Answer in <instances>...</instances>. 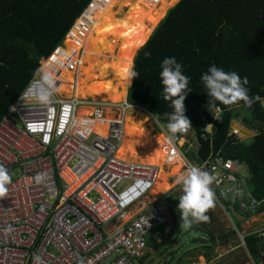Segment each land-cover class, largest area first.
I'll return each instance as SVG.
<instances>
[{
  "label": "built area",
  "instance_id": "built-area-1",
  "mask_svg": "<svg viewBox=\"0 0 264 264\" xmlns=\"http://www.w3.org/2000/svg\"><path fill=\"white\" fill-rule=\"evenodd\" d=\"M96 8L93 0L80 20L89 22ZM81 57L72 50L45 67L55 76L56 86L62 70L79 73ZM41 68L0 120V165L11 175L8 192L0 199V264H33V254L46 264L139 263L148 253V235L159 228L163 234L171 229L165 209L142 203L154 188L158 169L118 159L127 114L110 122L101 134L91 130L107 119L100 103L76 98L74 89L70 98L55 92L50 103L38 102ZM253 102L264 108L263 98L255 96ZM124 105L129 107L125 101L121 114L126 113ZM90 109L89 115L79 117ZM204 109L214 123L221 121L220 107L207 104ZM237 126L243 127L241 122ZM158 127L168 147L183 158L185 169L196 166L213 176L211 187L219 204L230 191L242 211H255L258 204L247 190L250 176L245 163L226 158L221 149L199 161L194 156L200 142L193 128L169 140L172 134ZM212 128L204 131L211 133ZM205 132L202 137L207 140ZM230 136L240 140L241 130L232 128ZM226 184L231 185L229 190L224 189Z\"/></svg>",
  "mask_w": 264,
  "mask_h": 264
},
{
  "label": "trees",
  "instance_id": "trees-1",
  "mask_svg": "<svg viewBox=\"0 0 264 264\" xmlns=\"http://www.w3.org/2000/svg\"><path fill=\"white\" fill-rule=\"evenodd\" d=\"M91 1L0 0V120L38 74L41 58L44 57L47 60L61 46L74 22ZM153 1L96 0L97 11L90 21L80 20L76 23L74 31L71 30L65 40L64 51L61 54L55 53L53 56L56 59L52 56L48 61L55 63L61 56L68 57L72 50L82 54L81 59L88 57L89 61L80 63L79 66L83 68V65H88L81 75L78 73L81 78L87 76L82 86L76 91L78 99L85 101L91 99L94 102L100 100L101 103L112 104L102 96H108L112 92L111 100H114V95L120 89L118 100L121 105L125 102L124 87L130 82L128 72L132 67V59L124 61V56H121L124 53L121 52L122 49L119 50L121 46L113 45V42L119 30L126 34V37L128 33L131 36L135 34L133 30L135 14L144 16L151 10ZM117 2L127 4L126 13L119 19L116 16L121 10L113 13L115 7L113 5ZM165 5L163 4L161 9ZM159 21L151 27L155 28ZM71 37L74 38V42L70 41ZM133 41L134 36L130 37L128 42L134 45ZM95 53L99 55L94 59ZM115 53L118 55L114 56ZM109 55L112 59L110 58L107 64L102 63ZM172 57L182 65V73L190 78L188 88L191 92L187 94L184 104L185 115L190 120L200 142L198 155L194 157L202 161L212 152L221 149L226 158L238 159L245 163L250 176L248 182L250 196L259 204L254 214H264V108L258 103H252L250 107H246L242 101L239 102V106H225L216 102L215 105L223 110V114L221 121L214 123L204 109V106L209 104V97L201 79L202 75L215 65L226 72H236L242 80L247 77L249 81L247 87L252 99L255 95L262 93L264 89V0H180L175 8L169 10L166 18L152 33L147 43L137 52L132 71L137 72L138 75L131 80L127 91V102L151 116L153 113L159 114L161 118L155 120L167 133H169L166 127L168 121L164 119L163 114L171 113L174 109L169 101L163 99L160 72L163 60ZM94 60H96L95 63ZM120 62H126V66L119 65ZM90 65L96 66L101 72L99 74L101 79L97 82L105 85L106 90L94 91L90 87L88 82L97 72L96 67L90 68ZM63 73L72 74L65 71ZM123 82H125L124 85ZM84 95L86 97L94 95L95 98L87 100L83 98ZM234 121H241L248 130L256 132L257 135L249 143L234 140L230 136ZM207 124L213 125L211 133L204 131ZM238 128L240 126L235 125L234 129ZM155 132L159 133L158 127ZM204 132L207 140L202 137ZM192 154H188V157L194 159ZM166 184L169 185L168 182ZM168 199H171L168 202L173 205L179 203L173 197ZM221 202L226 211L230 212L232 207L246 219L250 218V213L242 211L237 201L231 204L226 200ZM169 210L173 211V208L169 206ZM191 231L203 232L196 226H192ZM238 232L236 228L219 237L208 232L211 243H198L192 253L194 260L189 259L184 262V259L191 257L189 253L185 252L184 256H188L181 258L177 257L175 250L172 260L191 264L198 261L196 259L198 256H203L210 264H224L222 260L211 263L216 257L213 251L219 238L226 240L223 243L225 245ZM244 242L253 261L259 264L261 251L264 248V237L261 233H249L244 235ZM147 258L148 255L138 261L143 264Z\"/></svg>",
  "mask_w": 264,
  "mask_h": 264
},
{
  "label": "rangeland",
  "instance_id": "rangeland-1",
  "mask_svg": "<svg viewBox=\"0 0 264 264\" xmlns=\"http://www.w3.org/2000/svg\"><path fill=\"white\" fill-rule=\"evenodd\" d=\"M179 1L180 0H171V1L154 0L152 2L151 10L146 12L144 14V16H137L138 14H135V16H136L134 18L135 22H133V24L135 23L134 27H133V30L135 31V34L133 35L134 41H135V42L133 41V43H135L134 45H132V42H128L129 38L133 37V36L129 35V33H128L127 34L128 37H126L125 36L126 34H124L121 30L117 31L116 38L113 42L114 43L113 45H118L119 47L125 46L124 48L120 47V49H119L120 51L122 49L121 52L124 53V55H121V56H124V58H123V59H125L124 61H127V59H130V60L132 59V61H133L134 57L136 56V52L147 43L148 39L152 35V32H154V30L157 28V26L160 25L161 22L166 18L169 10H171L177 6V3H179ZM163 4H166V5L163 9H161V7H163ZM113 6H115L113 8V13L119 12L118 10H121L120 14L118 16H116V18L119 19V18L123 17V15L127 11L126 10L127 4H125V3L122 4V3L117 2ZM152 9H160V10L155 11ZM148 14H150V16H147ZM150 19H152V20H150ZM158 21H159V23L155 25V28L151 27V25L155 24ZM72 31H74V28L72 29ZM130 34H132V32ZM70 41L74 42V38L72 39V37H71ZM64 43H65V41H64ZM116 48H118V47H116ZM64 49H65V45H64V48L61 52L58 51L56 53L61 54L64 51ZM81 53H82V51H81ZM53 55L55 56V53ZM98 55H99L98 53H95L93 55V58L94 59L98 58ZM111 55H109L108 57L106 56V58L102 61V63L107 64L108 61L110 60V58L112 59ZM117 55L118 54H116V53L114 54V56H117ZM87 58L86 59H80V63L89 61V60H87ZM91 58H90V61H91ZM43 62L45 64L47 63V61H43ZM95 62H96V60H94V63ZM44 63H42V64H44ZM52 64H54V63H52ZM119 65L124 67V66H126V62H120ZM87 66L88 65H83L82 66L83 68H79V70H80L79 75H81L83 73L82 71ZM42 67H44V65H42ZM92 67H96V66L90 65V68H92ZM96 71H97L96 74L94 75V77L93 76L91 77V80L88 83L91 85L90 87H92V90L101 92V91H104L106 89L104 88L105 85H102V84L97 82L98 80L101 79L99 77V74L101 72L99 71V69L97 67H96ZM63 72H64V70H62L60 72V75L56 77V79L58 81H60V83L58 85L59 86H69L71 90L74 87L73 89L75 90V92L78 91L80 86H82V85H73L72 81H74V79L81 78V76H78V73H76V75L73 73L69 75V74L63 73ZM130 82H131V80H130ZM130 82L127 84L126 87H124L126 92H127V89L130 85ZM122 84L124 85L125 82H123ZM90 87L88 88V90L90 89ZM71 90H69V91L71 92ZM57 92L60 93V95H63V92L59 91L58 89H57ZM65 92H68V91H65ZM94 95H95V93H94ZM94 95L90 96V97H88L89 95L87 97L84 95L85 97H83V98L89 100L90 98H95ZM112 97H113L112 92H110V95H108V96H102V98H105V99L107 98V100H106L107 102L115 103L112 101L113 99L111 100ZM89 101H90V103L93 102L92 104H97V102L100 103V107L104 111L106 118L111 119V120H109V123L112 121L120 119L122 116H125V114L127 112H131L133 114H135V111L139 112V113L141 112L143 115L147 116L149 119L148 124H149L150 137L154 138V137L159 135L155 132V129L157 131V127H156L157 124L154 121L153 117H151L148 113L144 112L143 110H139L137 108L133 109L135 107H132V106L130 107V105H128L129 107L127 108L126 105H124L126 113L121 114L120 112L122 110L120 109V107H121L120 100H118L116 98H115V101L116 102L119 101L118 105H116V106H113L110 103H101L100 100H95L97 102H94L93 100L90 99ZM119 110H121V111H119ZM124 120H125V117H124ZM238 129L243 130L242 128H238ZM91 130H95L97 133H99V129L97 127H92ZM106 131H107V129L105 130V132ZM105 132H100V133L104 134ZM243 133H244V135L248 134L246 130H244ZM252 138L253 137H251V138L247 137V139L244 141L246 143H248L252 140ZM162 139L164 141H166L163 136H162ZM167 157L168 156L165 155L162 158V162H164L167 159ZM141 161L147 163V161L144 159V155L141 156ZM125 162H130V161H125ZM163 168H164V170L169 169L166 167H163ZM186 171H187V169H185L183 167L180 172L174 174L172 177H169V179L167 181L169 184L167 191H165L162 195L157 196L154 189H153V191L143 200V202H145L146 200H149V201L151 200V202L148 204H153L156 201L155 205H158L159 207H162L163 209H165V211L169 214V222H171V227H172L171 233H169L165 238H163L161 240V242L158 244H157V240L161 239L163 237L162 228H159V229L151 232L148 235L147 245L150 246L151 249L150 250L148 249V258L144 261L143 264H162L163 261H165V260H169V264H182L181 261L176 262V260H174V261L172 260V256H173L172 253L174 250L177 251V254H176L177 257L186 258L189 255L191 257H188L186 259L194 260V258L192 257V253L194 252L193 250L196 249L194 247H196V245L198 246V242H197L198 238H204L206 240H210L208 232H212V233H214L215 236L219 237L223 233H229L232 230H236V228H238L239 232H241V233L238 232L236 234V236L232 237L231 240H228V244H225V245L223 243H225L226 240L219 238L218 244L216 245V247L213 251V254L218 256L217 259L222 260L224 264H253L252 257L249 255V253L247 252L245 247L242 245V237L241 236L244 235V233L246 231L249 232V231H261V230H263L264 229V221H263L264 214L259 215V216L252 214V215H250L251 218L248 219V222H245V223L241 222V221L234 220V217H232L233 218V220H232L231 215L226 211V208H224L223 205L219 204L215 200V206L206 213V215L209 217V219L205 222H200L198 224L193 225L194 227L195 226L199 227V229H201L203 232H195V231L192 232L191 231L192 227L187 228V229L182 228V227L180 228V224L182 221H181L180 213L178 211V205H173V203H169L168 201L171 199H168V197H173V198H175V200H179L180 196L183 193H182V185L177 184V180ZM126 184L127 183L125 182L124 184L120 185V190L124 189ZM242 190L244 192L246 191L244 186H242ZM244 198H245V196H244ZM169 206H171L173 208V211L169 210ZM252 216H254V217L252 218ZM259 218H261V219H259ZM254 219H259V220H254ZM235 226H236V228H235ZM155 232L158 233V236L155 237V239H154L152 237H153V234ZM194 239H196V240L193 241ZM185 252H188L189 254L187 253L188 255L184 256ZM164 258H167V259L162 260ZM200 261H201L200 264H205V262H203V260H202V257H199L198 262H200ZM184 262H185V260H184ZM184 262H183V264H184ZM198 262L192 263V264H198ZM136 264H140V263L136 262Z\"/></svg>",
  "mask_w": 264,
  "mask_h": 264
},
{
  "label": "clouds",
  "instance_id": "clouds-1",
  "mask_svg": "<svg viewBox=\"0 0 264 264\" xmlns=\"http://www.w3.org/2000/svg\"><path fill=\"white\" fill-rule=\"evenodd\" d=\"M80 17L76 19L73 26L71 27L68 34L66 35L65 39H67V36L71 32V30L74 28L76 23H78V21L80 20ZM64 41L62 42L61 46L58 48L63 47ZM134 59L132 61V67L130 68L128 72V77L130 80H133L138 75L137 72L132 71L133 66H134ZM47 60L45 59L44 61H47ZM42 63H40L41 65L40 68L42 67ZM161 68H162V71L160 72V79H161L162 86H163L162 96L165 101H169L171 103V107L174 109V111H172L171 113L166 112L163 114L164 119L168 121L166 124L167 130L169 133L172 134V136L168 138L169 140H171L172 137L175 136L176 134L178 133L186 134L189 131V129L192 128L190 120L185 115L186 110H185V104H184L187 94L191 92V90L188 88L190 78L185 76L182 73V65L178 63L174 57L165 58L161 64ZM201 79L207 90L206 93L209 97L210 107L215 106L216 102H219L225 106H234V105L239 106V102L241 101L244 102L245 106L250 107L252 103H258L261 106L260 102H253V99L255 96H258L259 98L264 99V89L262 90V93H260V95H255L253 99L250 97L249 88L247 87V85L249 84L247 77L243 78L242 80L241 77L236 72H226L223 69L216 67L215 65L211 66L208 69L207 73L202 75ZM130 85H131V82H130ZM40 86H41V91L36 96L37 101L43 104L50 103L53 94L57 90L55 76L50 71L43 72L41 76ZM125 101H127V92H126ZM127 104L130 105L128 102ZM132 107H135V109L137 108L139 110H142L136 106H132ZM152 116L155 117V118L153 117L155 122H156L155 119L159 120L161 118L160 115L156 113H153ZM238 122H241V121H234L232 128H235V125L237 126ZM158 125L159 124H157V127ZM242 126H243L242 127L243 130H241L242 138L240 140L244 141L247 139V137L251 138L257 135L256 132L248 130L243 124ZM206 127L212 128L213 125L209 124ZM244 130H246L248 134L244 135L243 133ZM160 133L161 132L159 130L158 134ZM213 182H214L213 176L210 173L196 166H190L187 169V171L177 180V184L182 185V193H183L178 200L179 202L178 211L180 213L181 221H182L180 224V228L182 227V228L187 229V228L192 227L194 224L205 222L209 219L206 213L215 206V194L211 187ZM10 183H11V175L9 174L8 169L5 168L3 165H0V199L6 196L8 192L7 185ZM247 190L249 191L248 184H247ZM147 196H145L144 198H146ZM143 200H142V203L146 204L145 202H143ZM235 201H237L238 204H240V200L239 199L234 200V197H233L232 203H234ZM243 201L247 202V199L243 198ZM153 204H156V201ZM146 205H149V204H146ZM247 212H249L250 215L255 213V211L253 213H251L250 211H247ZM228 213L231 215V218L234 217L233 212L231 210ZM171 231H172V227L171 229H169V232L167 234H163V237L167 236L169 233H171ZM244 235L242 236L244 237ZM157 236L158 235H156L155 237ZM243 246L247 250L246 246L245 245ZM262 252L264 253V248L261 251V253ZM146 255H148V253ZM32 260H33V264H46V262L43 260V258L39 254H33ZM185 260H188V259H185ZM263 260H264V257H263ZM214 261H217V260H213L211 263H213ZM205 264H210V263H208L207 261V263ZM253 264H257V263L253 261Z\"/></svg>",
  "mask_w": 264,
  "mask_h": 264
},
{
  "label": "bare ground",
  "instance_id": "bare-ground-1",
  "mask_svg": "<svg viewBox=\"0 0 264 264\" xmlns=\"http://www.w3.org/2000/svg\"><path fill=\"white\" fill-rule=\"evenodd\" d=\"M42 65H44L45 72V67L49 65V61H47L46 64L44 63ZM86 78L87 76L76 80L74 85H81L86 80ZM56 88L59 91H62L63 95L66 98H70V93L72 92L74 87L71 90L69 86L57 85ZM69 90H71V92ZM56 93H58L57 90ZM74 95L76 97L75 90ZM119 95L120 89L116 92L115 98L118 99ZM115 98L113 100V102L115 103H112V105L114 106L118 105V102L115 101ZM91 111V109L89 111L84 110L79 114V117L89 115ZM126 114L127 116L124 122L123 140L122 144L118 147L117 157L122 161H130L133 163L157 167L158 175L157 181L154 186V191L157 196H160L165 191H167L168 185L166 183L169 177H172L174 174L182 170V168L184 167V160L177 152H174L172 148L168 147L167 142L162 139L161 134L154 138L150 137L148 124L149 119L147 116L143 115L141 112H136L135 114L128 112ZM109 120L111 119H106L103 123L96 122L92 127H97L99 129V133L105 132V130L108 128ZM142 155H144V159L147 161V163L141 161ZM165 155H167L168 157L164 162H162V158ZM163 167L169 169L164 170ZM150 202L151 200L145 201L146 204Z\"/></svg>",
  "mask_w": 264,
  "mask_h": 264
},
{
  "label": "water",
  "instance_id": "water-1",
  "mask_svg": "<svg viewBox=\"0 0 264 264\" xmlns=\"http://www.w3.org/2000/svg\"><path fill=\"white\" fill-rule=\"evenodd\" d=\"M178 4H179V3H178ZM158 26H159V25H158ZM158 26H157V27H158ZM156 29H157V28H156ZM156 29H155V30H156ZM155 30H154V32H155ZM154 32H152V33H154ZM139 50H140V49H139ZM139 50H138V51H139ZM138 51H137V52H138ZM137 52H136V55H137ZM44 60H45L44 57H42L41 60H40V62L42 63ZM230 186H231L230 184H226V185L224 186V189H225V190H228V189L230 188ZM226 202H227V203H232V202H233V193H232V192H228V193H227V196H226ZM230 210L233 212V216L236 217L237 220H239V218L243 219V217H242L241 215H239L238 213L234 212V210H233L232 207H231ZM197 242L200 243V244H205V243H211V240H206V239H204V238H198ZM162 264H169V260H165V261H163Z\"/></svg>",
  "mask_w": 264,
  "mask_h": 264
},
{
  "label": "crops",
  "instance_id": "crops-1",
  "mask_svg": "<svg viewBox=\"0 0 264 264\" xmlns=\"http://www.w3.org/2000/svg\"><path fill=\"white\" fill-rule=\"evenodd\" d=\"M258 216H259V215H258ZM253 217H254V216H252V218H253ZM250 218H251V217H250ZM250 218H247V219H246V218L243 217V219L239 218L238 221H241V222H244V223H245V222H248V219H250ZM259 219H261V218H259ZM259 219H254V220H259ZM263 221H264V216H263ZM254 232H257V233H258V231H249V232L246 231L244 234L246 235V234L254 233ZM259 233H261V235L264 237V229L261 230V231H259ZM165 237H166V236H165ZM165 237H162L161 239H158V240H157V244L160 243L161 240H162L163 238H165ZM152 238L155 239V237H152ZM148 248H149V250L151 249L150 246H148ZM172 254H173V253H172ZM263 254H264V253L262 252V253H261L260 262H259L260 264H264V260H263L264 255H263ZM199 257H202L203 262L207 263V260H206L205 257H203V256H198V257H197L198 260H199ZM217 257H218V256H216L214 260H218ZM197 258H196V259H197ZM165 259H167V258H164V259H162V260H165ZM162 260H161V261H162ZM184 260H185V259H184ZM173 261H174V260H173ZM173 261H172V262H173ZM176 262H177V261H176ZM197 262H198V261H197ZM160 263H161V262H160ZM181 263L183 264V262H181ZM193 263H196V262H193ZM200 263H201V261L198 262V264H200Z\"/></svg>",
  "mask_w": 264,
  "mask_h": 264
}]
</instances>
